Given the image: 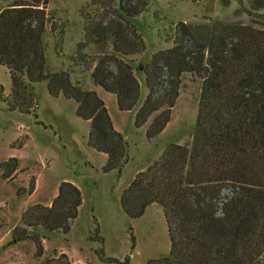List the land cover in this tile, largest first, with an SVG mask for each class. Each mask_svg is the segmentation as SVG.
Returning <instances> with one entry per match:
<instances>
[{"label":"trees","instance_id":"1","mask_svg":"<svg viewBox=\"0 0 264 264\" xmlns=\"http://www.w3.org/2000/svg\"><path fill=\"white\" fill-rule=\"evenodd\" d=\"M2 1L0 64L9 71L11 89L7 96L0 90V99L10 111L34 113V84L45 82L52 97L74 100L75 115L89 121L88 146L106 155L103 174L121 175L130 159L129 143L113 127L96 91L71 81L73 68L90 70L94 85L115 96L118 110L134 111L133 126L147 124L148 140L170 121L182 75L200 80L191 138L165 144L159 156L133 176L120 195L121 210L133 219L151 204L163 211L168 253L145 264H264V15L256 19L264 0L251 2L249 24L211 19L176 23L166 38L170 46L141 62L136 56L146 45L137 18L150 0L88 1L94 10H83V38L74 53L64 55V29L54 26L55 16L46 10L50 0ZM47 28L56 55L69 63L66 69L49 70L46 65ZM91 45L95 53L84 52ZM141 85L146 88L142 98ZM17 167L16 157L0 162L5 178ZM33 191L31 178L27 192ZM81 204L80 189L63 180L49 205L35 203L22 212L23 226L14 227L11 242L31 239L35 255L43 256L45 237L36 229L69 233ZM87 241L99 244L93 252L101 262L130 264L129 256L105 254L95 218ZM43 264L80 263L61 252L45 257Z\"/></svg>","mask_w":264,"mask_h":264},{"label":"rangeland","instance_id":"2","mask_svg":"<svg viewBox=\"0 0 264 264\" xmlns=\"http://www.w3.org/2000/svg\"><path fill=\"white\" fill-rule=\"evenodd\" d=\"M88 1L50 0L47 4V12L55 16L54 26L64 29L62 55L74 53L77 41L81 40L78 37L83 32V10L87 13L94 10L87 6ZM241 1L239 4L238 0H150L147 11L137 18L146 46L144 52L136 56V61H145L153 52L169 47L170 42L166 38L172 36L175 24L180 21L197 24L211 19L251 23L253 15L247 11L251 9L253 0ZM5 5L6 2L0 0V10ZM257 13L256 19H262L259 15H264V8ZM44 42L48 69L68 68L69 63L56 55L54 36L48 28ZM95 50L91 45L84 52L93 54ZM70 79L82 89L95 88L103 96L115 125L125 132V138L132 147L131 150L129 148L131 162L125 164L119 177L102 174L98 164L104 162V155L87 144L89 121L75 115L74 100L49 95L45 82L34 84V113L10 111L0 99V162L10 157L18 158L17 169L6 178L2 176L3 168H0V264H43L45 257L59 254L62 250L72 256L86 257L88 264H107L98 258L100 262L96 260L93 249L99 244L87 241L93 218L99 223L104 237L106 255L119 259L129 256L130 264H145L151 258L165 256L170 243L161 207L151 204L141 217L133 219L122 212L119 198L133 176L156 159L165 144H182L191 138L200 80L190 73L182 75L170 121L156 138L148 140L145 137L147 124L135 128L132 120L134 111L118 110L115 96L94 85L90 70L73 68ZM0 87L2 95L10 93L9 71L1 64ZM145 93L146 88L141 85V98ZM31 178H34V191L28 194ZM63 180H74L80 185L82 209L71 222L67 234L36 229L39 237H45L41 240L44 254L37 257L31 239L11 242L13 229L23 226L21 215L29 205H49Z\"/></svg>","mask_w":264,"mask_h":264},{"label":"crops","instance_id":"3","mask_svg":"<svg viewBox=\"0 0 264 264\" xmlns=\"http://www.w3.org/2000/svg\"><path fill=\"white\" fill-rule=\"evenodd\" d=\"M79 37H78V39H82L83 37H81L82 35H83V32H81V33H79ZM77 41V40H76ZM78 41H80V40H78ZM77 41V42H78ZM90 89H94L95 91H96V93L99 95V97L101 98V99H103V101L105 102V105H106V107H107V103H106V101H105V99L103 98V96H100V94L97 92V90L95 89V88H90ZM107 110H108V113H109V115H110V112H109V109H108V107H107ZM110 117H111V115H110ZM111 120H112V123H113V126H114V128L117 130V131H119V132H121V133H125L124 131H122L118 126H116L115 125V123H114V121H113V119H112V117H111ZM133 120V119H132ZM136 145V144H135ZM135 147V146H134ZM129 148H130V150L132 149V147H131V145L129 144ZM98 153H100V152H98ZM102 155H104V158H103V163L102 164H98V168H101L104 164H105V162H106V155L105 154H103V153H101ZM131 162V160H129L128 161V163H130ZM103 174V173H102ZM110 174H112V173H109V174H104V175H110ZM68 181H70V180H68ZM71 182L72 183H74L79 189H80V191H81V187H80V185L76 182V181H74V180H71ZM95 185V184H94ZM93 198V197H92ZM93 200V199H92ZM82 205H83V198H82V204H81V206L79 207V211L82 209ZM78 211V212H79ZM77 216H78V214H77ZM73 221V220H72ZM71 221V222H72ZM70 228H71V226H70ZM61 252H63V250L61 251ZM61 252H59V253H61ZM64 253H66L67 255H68V257L70 258V260L72 261V262H75V263H80V264H88L86 261V257H84V258H82L81 256H72L69 252H64ZM96 260H98L97 259V257H96ZM98 262H100L99 260H98ZM11 264V263H10Z\"/></svg>","mask_w":264,"mask_h":264}]
</instances>
